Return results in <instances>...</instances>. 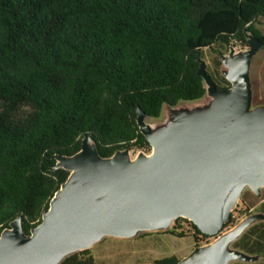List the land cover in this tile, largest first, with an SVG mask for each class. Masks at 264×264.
Here are the masks:
<instances>
[{"label": "trees", "instance_id": "16d2710c", "mask_svg": "<svg viewBox=\"0 0 264 264\" xmlns=\"http://www.w3.org/2000/svg\"><path fill=\"white\" fill-rule=\"evenodd\" d=\"M261 18L264 0H0V234L20 215L26 233L42 221L70 174L54 170L53 155L76 153L87 133L102 156L150 147L138 107L160 117L203 98L205 49L249 45L248 32L264 43ZM182 220L197 239L210 236ZM233 245L264 256V221ZM60 264L96 261L85 249Z\"/></svg>", "mask_w": 264, "mask_h": 264}, {"label": "water", "instance_id": "95a60500", "mask_svg": "<svg viewBox=\"0 0 264 264\" xmlns=\"http://www.w3.org/2000/svg\"><path fill=\"white\" fill-rule=\"evenodd\" d=\"M248 48L230 47L222 56L231 85L219 88L200 64L210 100L181 106L159 125L137 109V122L152 151L132 156L129 148L102 156L93 134L72 155L56 153L54 170L70 174L43 211L42 221L24 230L20 215L0 234V264H60L106 236L132 238L170 229L188 218L205 234L217 236L196 246L175 264L256 262L233 246L264 212L253 213L223 232L241 195L264 187V104L253 105L251 67L264 45L248 32ZM143 264H172L164 261Z\"/></svg>", "mask_w": 264, "mask_h": 264}, {"label": "rangeland", "instance_id": "374dc122", "mask_svg": "<svg viewBox=\"0 0 264 264\" xmlns=\"http://www.w3.org/2000/svg\"><path fill=\"white\" fill-rule=\"evenodd\" d=\"M257 27L264 33V18L257 23ZM235 46L237 50L248 48L249 45H241L237 42H231L228 45L216 44L214 48L205 49L204 62L209 71L219 69L222 76L223 63L222 56L228 54L231 46ZM221 60V63L217 62ZM225 77V76H224ZM251 78L253 83V105L264 104V45L254 55L251 67ZM210 100L208 94L197 100L181 101L175 108L181 106H197L207 103ZM173 110V106L165 105L160 117H147V121L154 125L162 124L168 118V113ZM131 155L135 156L139 152L150 153L152 146H132ZM264 212V187L261 194H257L251 188H247L241 195L236 207L232 211V220L225 225L223 232L236 226L241 220L253 213ZM175 221L173 226L168 230L142 232L136 237L119 238L114 236H106L89 248L94 255L96 264H143L145 262L159 261L168 256H176L179 260L191 253L196 246H202L216 239L217 236H209L207 238L194 236V229L188 221ZM258 221L251 225L248 231ZM182 224V225H180ZM181 226V227H179ZM184 230L185 236H179V232ZM245 231V232H246ZM235 243V242H234ZM233 243V244H234ZM234 246V245H233ZM234 261L231 264H237ZM243 262V261H240ZM249 264H264L263 253L256 262H245Z\"/></svg>", "mask_w": 264, "mask_h": 264}]
</instances>
